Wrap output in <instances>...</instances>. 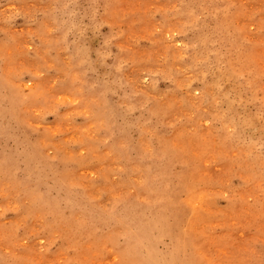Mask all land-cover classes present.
Wrapping results in <instances>:
<instances>
[{
    "label": "rangeland",
    "instance_id": "1",
    "mask_svg": "<svg viewBox=\"0 0 264 264\" xmlns=\"http://www.w3.org/2000/svg\"><path fill=\"white\" fill-rule=\"evenodd\" d=\"M0 264H264V0H0Z\"/></svg>",
    "mask_w": 264,
    "mask_h": 264
}]
</instances>
